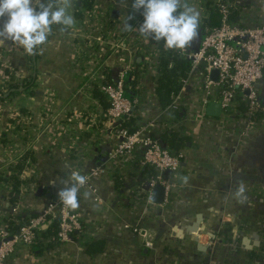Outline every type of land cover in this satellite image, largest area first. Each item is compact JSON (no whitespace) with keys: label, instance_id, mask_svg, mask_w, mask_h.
Here are the masks:
<instances>
[{"label":"crops","instance_id":"0c3cea01","mask_svg":"<svg viewBox=\"0 0 264 264\" xmlns=\"http://www.w3.org/2000/svg\"><path fill=\"white\" fill-rule=\"evenodd\" d=\"M41 2L64 7L74 22L68 27L52 25L47 40L31 55L15 42L0 41V90H4L0 96V168H6L10 159L16 160L29 150L35 160L27 164L26 173L34 170L40 184L51 190L61 189L70 186L71 172H79L92 175L89 183L96 193L88 186L78 188L79 207L73 210L82 215L80 232L54 247H20L16 257L5 264H264V72L256 83L261 102L257 113L261 116L253 114L254 121H248L247 115L225 118L222 110L220 117L206 114L207 121H194L192 116L202 95L198 72L181 96L186 110L177 119L169 112L171 121L159 120L161 108L152 78L156 73L149 63L152 48L150 52L137 48L128 35L123 39L126 33L118 30L115 36L121 39L114 37L118 45L110 41L112 46L104 50L102 71L115 78L122 63L134 65L138 91L133 125H150L160 133L161 125L170 122L172 129L187 137L184 146L173 148L183 153L176 187L161 203H146L144 193L150 171L139 163L138 153L111 160L109 154L117 139L108 130L98 147L83 155L80 167L73 154L75 147L68 145V132L54 136L55 123H64L75 128L77 140L83 142L93 138L96 126L91 117L102 118L104 131L110 120L105 117L107 101L100 103L90 94L92 72L75 63L78 38H87L92 31L87 26L80 34L84 22L75 16V7L81 14L86 9L79 0H34V5ZM132 3L133 0H95L91 10L119 20L131 14ZM231 3L239 7L231 20L243 16L249 23H264V0ZM3 19L0 17V24ZM97 35L105 39L103 34ZM25 77L33 81V93L9 96L6 85ZM46 90L55 95L52 115L46 118L51 133L42 122ZM15 111L24 115L17 141L12 131ZM76 114L80 122L72 119ZM24 133L26 137L22 138ZM55 137H60V142L54 141ZM96 168L103 171L96 173ZM238 184L245 189L243 200L234 198ZM3 195L0 191V211L7 208ZM27 199L26 205L36 209H43L49 202L46 196ZM195 221L197 227L189 230ZM135 227L144 231L138 233ZM94 239L102 241V249L89 253L85 243ZM145 239L151 241L150 247L145 246Z\"/></svg>","mask_w":264,"mask_h":264},{"label":"built area","instance_id":"2783aa9c","mask_svg":"<svg viewBox=\"0 0 264 264\" xmlns=\"http://www.w3.org/2000/svg\"><path fill=\"white\" fill-rule=\"evenodd\" d=\"M179 3L181 5L180 10H183L185 4L191 8L194 7V12L198 13L199 21L210 14L207 0H179ZM217 8L222 13L221 23L206 32L199 47L193 51L188 47L184 50H177L180 56L189 60V69L186 76L182 79L180 91L173 97L172 104L161 108L160 115L162 117H158L159 120L171 121V119H168L169 116L167 114L172 108L180 104L182 105V93L186 91V87L190 84L192 76L198 72V75L202 78V95L201 101L197 104L192 116L194 121L205 120V105L211 100L220 103L222 116L225 118L231 115H235L236 117L239 113L238 107L241 104L246 111L245 114L248 116V121H254L252 115L257 113L260 108L256 83L264 72V23L252 24L243 16H240L237 20L229 19V9L225 3H219ZM79 19L81 22H84L80 34L85 33L87 26L92 31L91 35L87 36V38H78L75 63H77L78 68L92 72L89 81L90 94L93 93V89L96 87L104 95L108 103L105 117L110 121H106L107 129L105 128L104 131V126L97 124V121H100V119H95V116L91 117L90 120L95 121L94 126H96L92 133L93 138L84 139L83 142L77 140L75 128L64 123H55L54 136L59 135V133L67 134L68 132L70 140L69 144H67L75 147L73 154L77 155L75 158L78 159L77 163L80 167L83 155L89 153L90 149L98 147L101 136L108 130L117 139V143L114 144L109 154L111 160L119 157L126 158L138 153L139 163L151 169L150 175L146 179V185L148 186L144 193L146 203H152L151 194L155 184L163 186V199L166 200L170 191L177 185L176 180L182 165L183 153L167 144L161 143L156 137L157 132L152 130L150 125L138 123L130 127L124 125L126 117L132 114L135 105V99L131 101L124 95V77L126 74L133 72L134 65L129 62L122 63L121 69L112 82L105 81L106 74L102 71V55L104 50L108 46H112L110 41L118 45L114 41V37L121 39L115 36L118 30L126 33L123 39L128 35L131 44L138 46L137 48H144L148 52H150V47L152 48L151 54L153 55V59L149 63L153 73H157L158 54L165 47L162 42L152 41L138 32L137 27L142 21V16L140 11L134 9L132 6L131 14L119 20L109 15L97 14L93 10H83ZM125 21L132 27L125 28ZM97 33L103 34L105 39H102L100 35L96 36ZM213 70L217 71L215 79L212 77ZM212 89L215 91H212ZM3 91H1L0 96H2ZM214 92L216 96H214ZM54 98L53 92L50 90L45 91L42 104V115L44 116L42 122L45 123V129L48 128L46 118L52 115ZM78 115L76 114L72 119L78 121L75 119ZM14 116L16 122L12 126V131L17 134L19 132L17 123L21 119H24V115L20 114L19 111H15ZM161 128H163L162 131L170 130L172 129V124L169 122L161 125ZM47 131L51 133L50 128ZM54 141L60 142V137H55ZM14 145L12 148L16 147V143ZM27 166L25 165L22 171H20V177L36 178L33 168H30L33 172L29 170L26 173ZM97 170L103 171V169L96 168V173ZM82 175L85 176V183L82 186H88L96 193L95 188L89 183L92 175ZM26 187L27 185L24 184L19 185L18 200L14 204L6 201L8 209L9 207L10 209L0 211V264H5L10 259H14L20 247L32 248L37 243H41V245L51 243L52 236L40 237L35 230L44 221L45 215L51 210H56L59 214L56 238L60 242L68 241L72 237L73 232H80L82 230L81 213L69 209L58 197L55 201L49 202L42 209L41 213L37 215L30 216L24 220L14 218L13 215L26 207L27 202L25 201L24 194ZM0 191L3 194L12 192L13 187L11 182L9 180H1ZM13 222H16V226L13 225ZM134 230L138 233L142 230L144 231L141 227H135ZM144 244L147 247L152 245L148 239L144 240Z\"/></svg>","mask_w":264,"mask_h":264},{"label":"trees","instance_id":"16d2710c","mask_svg":"<svg viewBox=\"0 0 264 264\" xmlns=\"http://www.w3.org/2000/svg\"><path fill=\"white\" fill-rule=\"evenodd\" d=\"M95 0H79L82 4V7L86 10H90L93 8ZM232 0H207V7L210 9V15L207 17L202 18L198 21V29H197V36L196 38L190 43L188 48L193 51L196 50L201 40L204 38L206 32L215 26H218L222 20V13L219 12L217 5L219 3H225L229 9V19H234L236 17L237 12L239 11L238 5H233L231 3ZM75 16H81V11L75 7ZM189 60L183 58L177 52V49H161L160 53L158 54L157 58V66H156V75L152 78L154 79V93L156 96V101L160 108H165L172 104L173 97L180 91L182 87V79L186 76L188 69H189ZM136 70L128 73L124 77V95L134 101L137 96V82H136ZM106 82H112L113 78L112 75L106 74L105 75ZM7 94L10 96L12 94H19V93H33L32 88H34V83L30 79V77H25L21 80V82H12L6 85ZM21 88V89H19ZM95 98H98L100 103L105 104L106 98L104 95L94 87L93 93ZM261 103V102H260ZM182 110H186V107L183 104L174 107L171 109V114L175 116V118H179L181 116ZM239 113L236 116L240 118L244 117L245 110L244 107L240 104L238 107ZM257 116H261L258 112ZM232 116V115H231ZM229 116V117H231ZM235 117V115H234ZM137 117L135 115L130 114L126 117L124 125L131 126L133 125V121H135ZM102 119V118H101ZM100 119L98 125H102V120ZM104 120V119H103ZM20 122V121H19ZM23 124V123H22ZM20 128V123L18 124V130ZM24 126L22 127V129ZM20 130L17 134H14L15 140L17 141L20 137ZM26 133L22 134V138H25ZM156 137L161 143L167 144L172 148L178 149L187 141V137L178 133L175 129L164 130L160 133H156ZM3 141V133L2 138ZM34 155L31 151L26 150L24 151L16 160L12 159L8 162L6 168H0V181L1 180H9L12 184L13 191L4 194L3 197L6 201H9L11 204H14L18 200V193L20 192L19 185L24 184L27 185L26 189H24V194L26 195V200L28 201V197L32 199L37 197L46 196L49 202L53 196L58 197L57 193L60 189H52L47 185L40 184L36 178L27 177L21 178L20 171L22 168L29 164L30 162L34 161ZM183 160V159H182ZM148 170L151 172V169L147 167ZM25 200V201H26ZM48 202V203H49ZM4 209H8L4 208ZM10 209V207H9ZM8 209V210H9ZM42 209H36L32 207L30 204L22 210H19L14 216L17 220H24L29 218L30 216L37 215L41 213ZM58 224H59V214L56 210H51L45 215L44 221L36 227V232L40 235V237H47L52 236L51 243L47 245H41V243H37L38 248L42 246L45 247H54L59 245L60 241L56 238V234L58 232ZM13 225L16 226V222H13ZM75 234V232H73ZM86 249L89 253H94L96 251H100L102 249V241L99 239H94L85 243ZM37 248V249H38ZM11 260V259H10ZM9 260V261H10Z\"/></svg>","mask_w":264,"mask_h":264},{"label":"clouds","instance_id":"9594fccd","mask_svg":"<svg viewBox=\"0 0 264 264\" xmlns=\"http://www.w3.org/2000/svg\"><path fill=\"white\" fill-rule=\"evenodd\" d=\"M132 7L142 16L138 32L167 49L184 50L197 36L198 13L187 4L180 10L179 0H133ZM0 17L4 18L0 41L15 42L29 55L47 40L52 25L68 27L74 22L64 7L50 2L34 5V0H0ZM124 27L132 26L125 21ZM84 183V175L71 172L70 186L58 191V199L69 209L78 208V186ZM235 193L234 198H246L243 184L237 185Z\"/></svg>","mask_w":264,"mask_h":264},{"label":"water","instance_id":"95a60500","mask_svg":"<svg viewBox=\"0 0 264 264\" xmlns=\"http://www.w3.org/2000/svg\"><path fill=\"white\" fill-rule=\"evenodd\" d=\"M217 75V71H212V77L215 79ZM205 113L210 117H220L221 116V105L218 101L211 100L208 101L205 105ZM164 189L160 184H155L152 188V202L153 203H161L163 200ZM56 196L52 197V201L56 200ZM200 216L197 215V218ZM197 227V221L193 225H189L188 229L192 230ZM254 237L257 238V234H254ZM36 248V247H35Z\"/></svg>","mask_w":264,"mask_h":264},{"label":"rangeland","instance_id":"374dc122","mask_svg":"<svg viewBox=\"0 0 264 264\" xmlns=\"http://www.w3.org/2000/svg\"><path fill=\"white\" fill-rule=\"evenodd\" d=\"M86 11H88V10H86ZM89 11H91V9H90ZM1 91H2V90H0V93H1ZM215 118H216V117H215ZM228 118H232V119H233V117H228ZM202 121H207V120H202Z\"/></svg>","mask_w":264,"mask_h":264}]
</instances>
